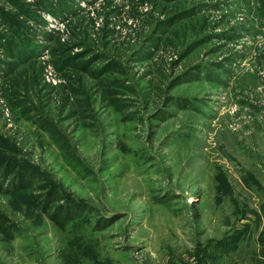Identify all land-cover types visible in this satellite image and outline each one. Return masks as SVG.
Masks as SVG:
<instances>
[{
  "label": "rangeland",
  "instance_id": "1",
  "mask_svg": "<svg viewBox=\"0 0 264 264\" xmlns=\"http://www.w3.org/2000/svg\"><path fill=\"white\" fill-rule=\"evenodd\" d=\"M22 1L38 50L0 65V154L94 210L79 234L61 231L0 193L15 225L0 231V264H198L197 249L247 223L237 251L209 264H264V218L251 214L264 207V0Z\"/></svg>",
  "mask_w": 264,
  "mask_h": 264
},
{
  "label": "trees",
  "instance_id": "2",
  "mask_svg": "<svg viewBox=\"0 0 264 264\" xmlns=\"http://www.w3.org/2000/svg\"><path fill=\"white\" fill-rule=\"evenodd\" d=\"M17 8V13H12L3 9L0 6V23L6 27L5 31H0V47L3 49L4 55L8 58L3 61L0 58V65L5 64L6 73L12 72L15 67L24 63L37 52V45L34 44L32 38L29 37L28 31L24 23L18 18V14L23 17H34L36 14L27 8L22 0H7ZM59 8H67L68 3L66 0H57ZM40 4L41 8L54 12V7L51 0H37L36 5ZM197 10V8H195ZM194 10V9H193ZM179 14V13H178ZM179 16L169 17L167 22L172 24ZM1 30V29H0ZM63 63V61H61ZM182 79L177 78L174 83L180 82ZM184 81V80H183ZM32 117L41 128L52 134L53 138L57 136L56 128L48 123L45 118L37 116ZM0 148L3 150L8 148L5 142L0 140ZM0 193L11 194L39 212L47 215L50 223L60 229L61 231L67 230L69 227L74 233H80L82 224L90 222V214L94 208L86 202L75 198L74 196L65 194L55 183L47 178L45 173L40 171L37 167L30 165L26 161L15 157L14 155H7L6 153L0 154ZM242 207H235L236 213L239 218H243L252 209H249L247 203H243ZM251 214L257 217V222L264 218V207L261 206V211L252 210ZM119 215L111 217L95 218L91 222L93 231H100L107 224L116 222ZM15 225L11 223L10 219L0 211V231L7 232L14 230ZM250 231V225L247 223L240 229H233L224 234L221 239H209L205 245L197 249V263L209 264V261H214L220 255H229L237 250L240 242L247 238ZM80 235L76 237L78 239ZM81 238L78 242L82 243ZM81 253H85L89 258V245L86 247H79ZM211 251H208V250ZM93 251L91 250L90 256ZM218 253V254H216ZM77 252H75V255ZM79 256V255H78ZM77 256V257H78ZM93 257V256H91ZM74 260V258H73Z\"/></svg>",
  "mask_w": 264,
  "mask_h": 264
},
{
  "label": "built area",
  "instance_id": "3",
  "mask_svg": "<svg viewBox=\"0 0 264 264\" xmlns=\"http://www.w3.org/2000/svg\"><path fill=\"white\" fill-rule=\"evenodd\" d=\"M55 26V25H54ZM57 27L55 26L54 29H56ZM52 83H55L54 81H52Z\"/></svg>",
  "mask_w": 264,
  "mask_h": 264
},
{
  "label": "bare ground",
  "instance_id": "4",
  "mask_svg": "<svg viewBox=\"0 0 264 264\" xmlns=\"http://www.w3.org/2000/svg\"><path fill=\"white\" fill-rule=\"evenodd\" d=\"M50 21V20H49ZM54 27V26H53Z\"/></svg>",
  "mask_w": 264,
  "mask_h": 264
},
{
  "label": "crops",
  "instance_id": "5",
  "mask_svg": "<svg viewBox=\"0 0 264 264\" xmlns=\"http://www.w3.org/2000/svg\"><path fill=\"white\" fill-rule=\"evenodd\" d=\"M237 251V250H236Z\"/></svg>",
  "mask_w": 264,
  "mask_h": 264
}]
</instances>
